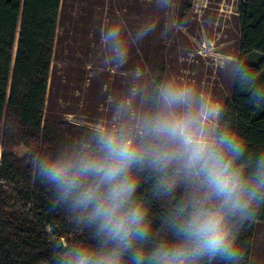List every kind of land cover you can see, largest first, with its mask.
I'll use <instances>...</instances> for the list:
<instances>
[{"label":"clouds","instance_id":"9594fccd","mask_svg":"<svg viewBox=\"0 0 264 264\" xmlns=\"http://www.w3.org/2000/svg\"><path fill=\"white\" fill-rule=\"evenodd\" d=\"M160 18L98 30L97 69L120 70L147 37L179 32L180 0H148ZM216 71L264 110V85L240 58ZM76 135L28 155L74 235L49 264H244L239 243L264 209V150L237 133L214 93L142 67L108 90L105 111Z\"/></svg>","mask_w":264,"mask_h":264},{"label":"trees","instance_id":"16d2710c","mask_svg":"<svg viewBox=\"0 0 264 264\" xmlns=\"http://www.w3.org/2000/svg\"><path fill=\"white\" fill-rule=\"evenodd\" d=\"M192 4L180 0L183 13ZM162 15L148 0H0V264H49L52 242L73 237L48 187L33 176L28 155L76 135L78 123L68 115L90 122L100 116L107 91L119 90L132 68L171 77L174 52L158 32L132 48L125 68L97 69L102 25L132 28ZM238 20V58L264 85V0H243ZM225 105L240 137L251 149L264 150V110L236 89ZM263 226L261 209L239 240L244 264H253Z\"/></svg>","mask_w":264,"mask_h":264},{"label":"rangeland","instance_id":"374dc122","mask_svg":"<svg viewBox=\"0 0 264 264\" xmlns=\"http://www.w3.org/2000/svg\"><path fill=\"white\" fill-rule=\"evenodd\" d=\"M243 0H193L192 9L175 16L182 24L179 32L169 36L173 60L171 78L191 83L216 94L224 103L232 98L233 89L216 71L225 58L239 54V7ZM182 16V18H181ZM75 123L90 122L68 115ZM253 264H264V226L257 229Z\"/></svg>","mask_w":264,"mask_h":264},{"label":"water","instance_id":"95a60500","mask_svg":"<svg viewBox=\"0 0 264 264\" xmlns=\"http://www.w3.org/2000/svg\"><path fill=\"white\" fill-rule=\"evenodd\" d=\"M16 54H17V46H16V50H15V54H14V61H15V58H16Z\"/></svg>","mask_w":264,"mask_h":264},{"label":"bare ground","instance_id":"6f19581e","mask_svg":"<svg viewBox=\"0 0 264 264\" xmlns=\"http://www.w3.org/2000/svg\"><path fill=\"white\" fill-rule=\"evenodd\" d=\"M16 46H17V44H16ZM16 46H15V50H16ZM0 157H1V152H0Z\"/></svg>","mask_w":264,"mask_h":264}]
</instances>
